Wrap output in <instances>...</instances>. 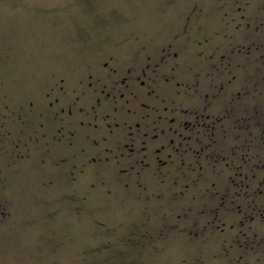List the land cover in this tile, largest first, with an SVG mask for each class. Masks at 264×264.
Wrapping results in <instances>:
<instances>
[{"label": "flooded vegetation", "instance_id": "obj_1", "mask_svg": "<svg viewBox=\"0 0 264 264\" xmlns=\"http://www.w3.org/2000/svg\"><path fill=\"white\" fill-rule=\"evenodd\" d=\"M195 12L155 50L92 58L20 106L7 164L56 150L74 181L95 168L126 191L157 185L148 200L176 209L162 232L264 264V0H219L207 24Z\"/></svg>", "mask_w": 264, "mask_h": 264}, {"label": "rangeland", "instance_id": "obj_2", "mask_svg": "<svg viewBox=\"0 0 264 264\" xmlns=\"http://www.w3.org/2000/svg\"><path fill=\"white\" fill-rule=\"evenodd\" d=\"M218 2L0 0V264H218L186 236L162 232L176 209L148 200L157 185L126 191L95 168L74 181L56 150L46 164H7L20 106L92 58L155 50L195 10L207 24Z\"/></svg>", "mask_w": 264, "mask_h": 264}]
</instances>
